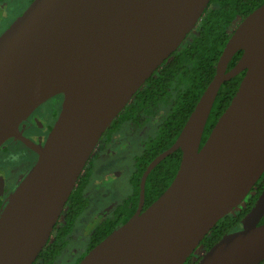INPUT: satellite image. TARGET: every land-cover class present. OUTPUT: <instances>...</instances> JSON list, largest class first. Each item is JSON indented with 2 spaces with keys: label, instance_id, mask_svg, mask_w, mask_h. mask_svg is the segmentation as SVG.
Masks as SVG:
<instances>
[{
  "label": "water",
  "instance_id": "obj_1",
  "mask_svg": "<svg viewBox=\"0 0 264 264\" xmlns=\"http://www.w3.org/2000/svg\"><path fill=\"white\" fill-rule=\"evenodd\" d=\"M208 2L31 0L0 33V145L14 136L37 153L0 206V264H32L103 131L191 33ZM240 71L230 102L201 143L219 86ZM58 93L61 107L44 142L23 136L19 123ZM176 149L172 180L142 209L148 173ZM263 172L264 2L236 22L178 135L145 167L134 213L75 264H182ZM263 215L264 186L240 228L194 264H259Z\"/></svg>",
  "mask_w": 264,
  "mask_h": 264
},
{
  "label": "trees",
  "instance_id": "obj_2",
  "mask_svg": "<svg viewBox=\"0 0 264 264\" xmlns=\"http://www.w3.org/2000/svg\"><path fill=\"white\" fill-rule=\"evenodd\" d=\"M263 2L264 0H209L191 33L135 91L128 103L103 131V135L109 136L124 122L137 129L158 111L162 112L160 118L156 119L152 134L148 136L142 151L136 157L135 169L130 177L133 192L123 200L128 214L122 221L135 207L139 179L146 165L174 141L200 94L213 77L216 62L232 28L237 21ZM240 54L241 50L233 54L226 70L235 64ZM243 73L244 71H240L219 86L203 129L201 143L230 102ZM180 156V149H176L150 170L144 186L145 206L149 205L170 183L178 167ZM84 168L67 198L60 220L55 223L50 237L32 264H54L57 256L68 244V235L79 212L87 202L83 195L87 184V170ZM263 186L264 172L243 201L218 219L199 245L207 249L223 234L240 228L242 216L248 211ZM130 201L132 205L128 208ZM114 221V219L103 220V232L90 240L89 247L99 242L114 228ZM260 222H264V215ZM196 260L197 258H193L191 253L182 264H194ZM263 261L259 264H263Z\"/></svg>",
  "mask_w": 264,
  "mask_h": 264
},
{
  "label": "flooded vegetation",
  "instance_id": "obj_3",
  "mask_svg": "<svg viewBox=\"0 0 264 264\" xmlns=\"http://www.w3.org/2000/svg\"><path fill=\"white\" fill-rule=\"evenodd\" d=\"M62 98L63 95L61 93H58L47 98L39 105H37L29 113V115L19 123L18 128L21 131V134L25 137H28L35 143H43L58 115V112L61 107ZM161 113V111H158L155 116L150 117V119L147 120L140 128H133L128 122H124L116 131L112 132L109 136L103 135V133L101 134L98 142L96 143L88 160L84 165L85 168L83 167L87 170V184L83 190V195L85 196L87 202L86 205L79 212L80 215L78 214L72 231L68 235V240H70L72 237L75 236V233L78 231V229H80L79 232L76 234L75 238L77 240H80L79 242L81 243H77L79 245L75 244L69 248L67 247V244L63 248L61 254H63V252L66 250L70 251L65 256L64 263L74 258L73 262L70 264H75L92 247H89V244L91 242L90 240L97 237L98 235H100V233L103 232V220L114 219L115 221L113 227L115 228L125 222L136 210L139 201V191L135 207L133 208L131 214L124 221H122V219L127 216L128 212L127 208L123 205V200L130 196L133 190L128 196H126L122 200L115 199L116 197L109 194V190L107 189H102L100 191V188L103 187V184L107 182L105 178L108 176L106 171L103 169V158L107 156H113L116 153H124L129 150H133L134 146L137 148V152L139 151L138 153L140 154L144 147L145 141L147 140L148 136L152 134V131L155 128L156 119L160 118ZM149 129H151V131H149ZM11 139L20 142L24 146V148L29 150V152L27 154L26 163L23 166H21V164L17 162L20 160L21 154H19L20 151L16 150V152H18V155L16 156L17 161L13 163L14 168L11 170L8 169L6 171L5 169L1 170L0 167V206L7 198V196H9V194L14 190V188L17 186V184L23 178L26 172L29 170L30 166L32 165L37 156V153L34 150L30 149L18 138L11 136L4 140L0 145V161H5L7 159V153L10 152L6 148H3V145ZM138 155H136L133 160V171L135 169V160ZM113 172L116 173V171ZM255 183L253 184L251 189L254 188ZM131 205L132 202L130 201L127 207L130 208ZM145 207V199L143 197L142 209H144ZM60 217L61 214L57 221L60 220ZM80 223L82 225H80ZM85 224L86 226H84ZM205 250L206 249L203 247V245H198L192 252L193 258H198L200 254Z\"/></svg>",
  "mask_w": 264,
  "mask_h": 264
},
{
  "label": "rangeland",
  "instance_id": "obj_4",
  "mask_svg": "<svg viewBox=\"0 0 264 264\" xmlns=\"http://www.w3.org/2000/svg\"><path fill=\"white\" fill-rule=\"evenodd\" d=\"M31 0H0V33L11 23V21L19 15L30 3ZM152 129V127H151ZM149 129V131H151ZM3 148H6L10 153H7L8 157L5 161H0L1 170L5 169H13L14 165L17 160L18 152L20 151V160L17 161L18 163L23 166L26 163L27 154L29 150L24 148V146L14 139L8 140L4 145ZM139 152V151H138ZM137 152V148L134 146L133 150H129L124 153H116L113 156H107L103 158V169L106 171L108 176L105 178L107 182L103 184L102 189L109 190V194L115 196L117 200H122L126 196H128L132 192V187L130 185L129 178L133 171V160L136 155L139 153ZM19 157V156H18ZM112 171V172H111ZM113 171H116L113 172ZM111 172V173H108ZM98 191V190H97ZM80 215V213H79ZM84 222V221H83ZM80 225H82L80 223ZM86 226V224L84 225ZM80 229L75 233L79 232ZM72 237L68 241V248L77 244L81 243L80 240ZM77 244V245H79ZM69 250V249H68ZM70 251H64L63 254H59L55 260V264H70L73 262L74 258L70 259V261L65 262V256Z\"/></svg>",
  "mask_w": 264,
  "mask_h": 264
}]
</instances>
